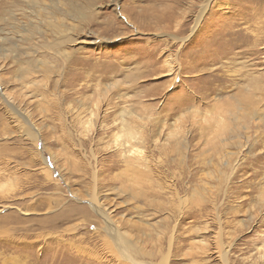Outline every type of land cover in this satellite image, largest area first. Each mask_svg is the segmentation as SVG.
<instances>
[{
  "label": "rangeland",
  "instance_id": "1",
  "mask_svg": "<svg viewBox=\"0 0 264 264\" xmlns=\"http://www.w3.org/2000/svg\"><path fill=\"white\" fill-rule=\"evenodd\" d=\"M0 264H264V0H0Z\"/></svg>",
  "mask_w": 264,
  "mask_h": 264
},
{
  "label": "bare ground",
  "instance_id": "2",
  "mask_svg": "<svg viewBox=\"0 0 264 264\" xmlns=\"http://www.w3.org/2000/svg\"><path fill=\"white\" fill-rule=\"evenodd\" d=\"M203 11H205V10H203Z\"/></svg>",
  "mask_w": 264,
  "mask_h": 264
}]
</instances>
